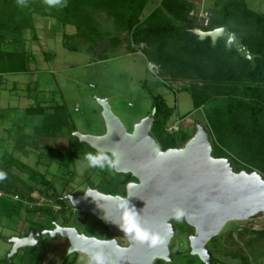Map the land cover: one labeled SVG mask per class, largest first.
<instances>
[{
    "label": "rangeland",
    "instance_id": "rangeland-1",
    "mask_svg": "<svg viewBox=\"0 0 264 264\" xmlns=\"http://www.w3.org/2000/svg\"><path fill=\"white\" fill-rule=\"evenodd\" d=\"M226 1L204 0L203 6L211 10L215 19ZM245 3L250 11L264 15V0H245ZM82 10L83 7H80L79 17L80 20H84L83 24H80L81 29L97 35L98 41L81 38L78 29L73 25L60 27L58 31L60 33L57 34L53 27L49 26V23H55L53 17L37 14L33 16L49 19V22L45 18L42 24L41 21H38V24L53 34L43 35L44 42L32 45V48L38 57L41 55L40 52L45 51L52 58L54 57L52 61L40 59L38 67L47 66L48 69L54 70L58 85L55 97L58 104L65 107L68 119L74 124L76 131L92 135L104 133L101 108L94 99L96 96L108 99L112 110L130 131L135 123L154 113L152 97L148 90L150 88L154 93L162 94L171 108L165 132L168 133L169 126L181 123L192 134L196 131V122L206 121L207 111L214 107H221L222 103L230 97H238L235 90L228 87L223 89L224 91L214 93L209 82L207 83L204 79L205 76H212L216 71V65L211 60L183 55L175 47L167 48L176 60L175 66L166 70L160 69L159 74L157 71L152 72L142 52L153 51L157 46L156 43H133L129 34L119 29L106 12H94L91 8H85L81 13ZM185 17V9L177 2H172L169 7H165L160 1L147 0L143 7L141 6L138 26L170 23L185 27L188 25ZM230 27L238 37L264 42V34L256 31L251 25L235 22L231 23ZM25 33L27 39H30V33ZM191 91H197L207 96L209 100L202 102L199 108L194 109ZM183 115L187 116L181 120ZM62 139L58 140L55 148L65 151L67 143ZM43 144L38 149L30 148L26 150V153H20L17 158L51 180L54 183L56 195L64 197L68 194H81L87 183L100 189H112L122 180V177L117 176L111 167L90 166L87 156L97 152L88 145L81 147L80 152L76 154L77 158L72 161L68 170H65L50 157L49 140L46 139ZM3 152L0 151V155ZM238 163L237 170H242V167L246 165L239 160ZM13 172L27 181L25 174L17 170ZM14 185L25 192L22 194H24L23 199L26 200L23 203L26 208L49 207L56 214L57 223L60 225L63 224V217H65L66 224L76 226L80 232L102 239L114 236L94 216L74 209L68 201L71 209L66 210L64 214H58L55 207L61 206L49 196L51 191L43 195L40 191L42 188L33 185L34 189L28 194L18 182ZM7 190L13 195L17 194L9 186ZM31 221L46 222L48 217L41 212L27 211L21 213L19 220L0 219V254L4 249L11 248L9 243L11 237L25 236L29 233ZM173 221L178 229L171 245L174 259L170 263L163 262L165 264H203L196 256L190 254L188 238L193 235L192 227L190 228L183 219ZM254 231H264V212L248 219L234 220L225 224L219 234L208 242V249L213 255L215 264H264V236H258ZM115 236L118 237V235ZM43 243L48 249L46 259L48 264H90V258L84 254L74 253L66 256L69 245L66 239L59 236L55 239L44 236Z\"/></svg>",
    "mask_w": 264,
    "mask_h": 264
},
{
    "label": "trees",
    "instance_id": "trees-1",
    "mask_svg": "<svg viewBox=\"0 0 264 264\" xmlns=\"http://www.w3.org/2000/svg\"><path fill=\"white\" fill-rule=\"evenodd\" d=\"M146 1L66 0L65 3V0H61L58 4L49 5L46 0H25L24 3H20V0H0V75L30 72L32 56L26 49L24 34L29 31L32 38H36L34 15L53 17L57 25L56 32L60 27L73 25L78 29L81 38L95 42L99 39L97 35L81 29L80 24L82 25L84 20H80L79 8L83 7V10L91 8L94 12H106L119 29L129 34L133 43H156L157 46L153 51H143L142 55L148 63L157 67V73L160 69L166 70L175 66L176 60L168 52V47H175L183 55L190 57H204L216 65L215 73L212 76H205L204 79L207 80V83L209 82L214 93L224 91L223 89L228 87L234 89L238 97H230L222 103L221 107L211 108L210 111H207L206 121L201 122L210 130L214 143L213 154L218 158H230L236 171H241L236 169L239 160L246 164L242 170L247 172L257 170L264 176V42L240 37L242 43L255 56L254 61L251 62L241 57L233 47L227 48L226 40L223 38L218 39L214 46L211 45L209 38L199 41L190 31L196 27L194 19L189 15L194 5L187 0L161 1L165 7H169L172 2L179 3L185 9L187 26L181 27L170 23L138 26L139 12ZM210 13L211 19L207 30L226 26L236 35L230 24L241 22L244 25H251L256 31L264 34V15L250 11L245 0H227L223 4L219 16L215 19H213L211 10ZM148 90L152 97L154 110L152 133L164 150L183 146L193 134L188 132L181 123L178 124L177 131L171 134L166 133L165 128L170 119L171 108L162 94L154 93L150 88ZM190 96L194 109L199 108L202 102L209 100L207 96H203L197 91H191ZM25 112L30 115H41L42 122L33 126L28 134L25 133L24 128L18 127V138L21 142L17 141V144L21 145L23 149H38L39 140L42 138L65 137L66 150L50 147L49 153L60 167L68 170L69 165L77 158L76 154L80 152L81 147L87 145L80 143L72 135L76 128L69 121L65 107L63 105L41 106L38 104L26 108ZM186 116H181V120H184ZM0 170L7 173L6 178L0 181V187L8 193H10L7 190L8 186L13 188L14 193L18 194L15 195L20 199L11 201L0 198V219L15 218L19 220L22 212H41L48 217L47 223L31 221L29 225V229L37 227L39 231L53 228V222H57L56 214L49 207L26 208L23 205L26 200L23 199L24 194H22L25 192L14 185L17 182L28 194L34 189L33 185L41 187L40 191L43 195L51 191L49 196L61 206L58 214H64L66 210L71 209L65 197L56 195L54 183L51 180L17 157L4 154L0 158ZM14 170L25 174L27 181L14 173ZM127 177L125 182L136 180L131 175H127ZM62 225H67L65 217H63ZM254 233L264 236V231H254ZM43 238L44 236L41 238L39 246L20 249L11 257L10 261L7 260L8 250L4 256L0 257V264H48L46 261L47 248L43 243ZM155 264L165 263L162 260H156Z\"/></svg>",
    "mask_w": 264,
    "mask_h": 264
},
{
    "label": "water",
    "instance_id": "water-1",
    "mask_svg": "<svg viewBox=\"0 0 264 264\" xmlns=\"http://www.w3.org/2000/svg\"><path fill=\"white\" fill-rule=\"evenodd\" d=\"M190 31L199 41L209 38L212 46L223 38L227 48L233 47L251 62L255 59L242 39L226 26ZM94 99L101 108L104 133L74 131L72 135L96 152L111 156L118 151L120 158L113 171L131 175L136 181L126 184L125 196L104 194L88 184L83 194H68L65 199L73 208L94 216L112 234L124 237L127 245L122 246L116 237L99 239L75 226L53 222V229L32 227L25 236L11 237L7 260L20 249L39 246L41 238L48 235L68 241L66 256L77 253L91 258L97 254L107 264L170 263L174 259L171 244L178 233L173 220L183 219L193 228L188 238L190 254L203 264H215L208 242L228 222L264 212L263 174L236 171L230 158L215 157L210 130L201 122H196L195 133L182 147L164 150L151 131L153 114L129 131L107 98ZM178 212L183 213L179 218Z\"/></svg>",
    "mask_w": 264,
    "mask_h": 264
},
{
    "label": "crops",
    "instance_id": "crops-1",
    "mask_svg": "<svg viewBox=\"0 0 264 264\" xmlns=\"http://www.w3.org/2000/svg\"><path fill=\"white\" fill-rule=\"evenodd\" d=\"M187 1L190 3L192 2V4L194 5L193 10H196L201 3V0ZM45 18H33L36 29L35 39L32 38V35L29 31L28 32L31 35L30 39H27L26 33L24 34V38H26V49L32 56V62L29 66L30 72L25 74L0 75V151H4L0 155V158L4 154H11L14 157H19L18 155L20 153H26V150H28V148L23 149L21 145L19 146L17 144V141L21 142L18 138V127L24 128L25 133L28 134L30 133L33 126L38 125L42 122V116L39 114H27L25 112L26 108L37 106L38 104H40L41 106L61 105L58 104L55 97L58 92V85L54 77V70L48 69L47 66L38 67L40 59H42V61H52L54 57L52 58L49 53H45L46 51L40 52L41 55L40 57H38L36 56V53L32 48V45H37L41 42H44V39H42L43 35L47 36L49 35L48 33H52L49 30L48 32L46 29H44L43 26L38 24V21H41L42 24L43 19ZM45 20H48L47 22H49L48 18H46ZM49 26H51L50 28L53 27L52 29L56 31L57 25L55 23H49ZM56 33L59 34L60 32ZM66 49L68 50V48ZM19 75L21 77H19ZM62 138L66 141L65 137H59L55 139L42 138L39 140L40 146L44 145L43 143H45L47 139L50 143L49 147L55 148V144L59 139L61 140ZM21 227L19 228V230L21 229ZM9 249L10 247L4 249L0 254V257L4 256Z\"/></svg>",
    "mask_w": 264,
    "mask_h": 264
},
{
    "label": "clouds",
    "instance_id": "clouds-1",
    "mask_svg": "<svg viewBox=\"0 0 264 264\" xmlns=\"http://www.w3.org/2000/svg\"><path fill=\"white\" fill-rule=\"evenodd\" d=\"M25 0H20V3H24ZM49 5L58 4L61 0H46ZM66 3V0H65ZM120 158L118 151H113L111 156L104 152H97L96 154H88L87 160L92 167L104 168L106 166L115 168ZM7 176V173L3 170H0V181L4 180ZM182 212L177 213V218L182 216ZM152 243L155 244L156 240L153 239ZM90 264H105V260L102 256L97 254H92L90 258Z\"/></svg>",
    "mask_w": 264,
    "mask_h": 264
},
{
    "label": "built area",
    "instance_id": "built-area-1",
    "mask_svg": "<svg viewBox=\"0 0 264 264\" xmlns=\"http://www.w3.org/2000/svg\"><path fill=\"white\" fill-rule=\"evenodd\" d=\"M157 1H162V0H157ZM203 1L201 0V3L199 4L198 8L196 10H191L189 15L191 18L194 19V24L197 28H200L201 30L206 31L209 27L210 24V19H211V13H210V9L209 8H205L203 6ZM149 65V64H148ZM150 70L152 72H156L157 71V67L155 65L152 64V66H150ZM178 130V124L176 125H172L169 126L168 128V133L171 134L172 132H175ZM0 198H4V199H9L11 201H19V197L17 195H13L11 193H8L6 191H4L1 187H0ZM56 210H59L60 207H55ZM46 264V263H44Z\"/></svg>",
    "mask_w": 264,
    "mask_h": 264
},
{
    "label": "flooded vegetation",
    "instance_id": "flooded-vegetation-1",
    "mask_svg": "<svg viewBox=\"0 0 264 264\" xmlns=\"http://www.w3.org/2000/svg\"><path fill=\"white\" fill-rule=\"evenodd\" d=\"M117 176H121L122 177V180H121V182L120 183H118V184H116V185H114V187L112 188V189H105V188H102V189H100V188H97V187H94L93 185H91V183H87V185L88 184H90L91 186H92V188L93 189H97V190H99L100 192H102V193H104V194H111V195H118V196H125V192H126V184L127 183H129V182H135L136 180H130V181H127V182H125L126 180H127V175H123V174H117ZM125 182V183H124ZM87 185H86V188H87ZM119 187H121V189L119 188ZM86 188H85V190H86ZM85 190H84V192H85ZM83 192V193H84ZM83 193H81V194H83ZM78 195V194H77ZM65 197V196H64ZM66 200V199H65ZM75 209V208H74ZM61 226H65V225H61ZM66 226H69L68 224L66 225ZM76 227V226H75ZM50 229H53V228H50ZM44 230H49V229H44ZM80 231V230H79ZM83 233H85V232H83ZM85 234H87L88 236H92L91 234H89V233H85ZM45 236H48V235H45ZM58 237V236H57ZM56 237V238H57ZM118 238L119 240H120V243H121V245L122 246H126L127 245V241H126V239L124 238V237H122V236H119L118 235V237L117 236H113V235H111L108 239H112V238ZM97 238H99V237H97ZM99 239H102V238H99ZM172 245V244H171ZM172 247V246H171Z\"/></svg>",
    "mask_w": 264,
    "mask_h": 264
},
{
    "label": "bare ground",
    "instance_id": "bare-ground-1",
    "mask_svg": "<svg viewBox=\"0 0 264 264\" xmlns=\"http://www.w3.org/2000/svg\"><path fill=\"white\" fill-rule=\"evenodd\" d=\"M150 66H152V64L151 63H148Z\"/></svg>",
    "mask_w": 264,
    "mask_h": 264
}]
</instances>
